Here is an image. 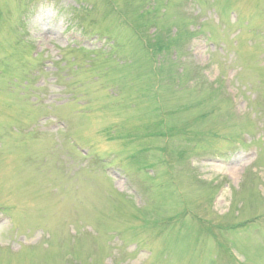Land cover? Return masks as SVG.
<instances>
[{"label": "rangeland", "instance_id": "obj_1", "mask_svg": "<svg viewBox=\"0 0 264 264\" xmlns=\"http://www.w3.org/2000/svg\"><path fill=\"white\" fill-rule=\"evenodd\" d=\"M0 264H264V0H0Z\"/></svg>", "mask_w": 264, "mask_h": 264}]
</instances>
